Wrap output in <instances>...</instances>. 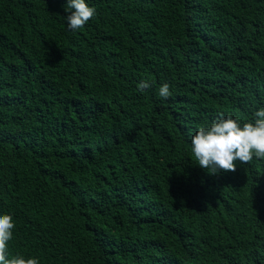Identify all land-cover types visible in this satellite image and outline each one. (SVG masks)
<instances>
[{
    "label": "trees",
    "instance_id": "trees-1",
    "mask_svg": "<svg viewBox=\"0 0 264 264\" xmlns=\"http://www.w3.org/2000/svg\"><path fill=\"white\" fill-rule=\"evenodd\" d=\"M68 2L0 0L8 258L264 264V160L211 174L191 152L264 108V0H85L77 31Z\"/></svg>",
    "mask_w": 264,
    "mask_h": 264
},
{
    "label": "clouds",
    "instance_id": "clouds-1",
    "mask_svg": "<svg viewBox=\"0 0 264 264\" xmlns=\"http://www.w3.org/2000/svg\"><path fill=\"white\" fill-rule=\"evenodd\" d=\"M71 12L66 17L67 29L77 31L96 16V9L85 0H69L66 5ZM74 10V11H72ZM150 87L141 81L137 88L144 91ZM159 96L167 99L171 96L170 85L163 83ZM254 122L243 123L231 116L211 122L210 127L200 126L191 138V152L202 169L211 174L220 171H235V163L251 164L253 159L264 160V108L253 113ZM16 228L11 215H0V264H40L36 258L16 255L8 258L7 242L13 238Z\"/></svg>",
    "mask_w": 264,
    "mask_h": 264
}]
</instances>
